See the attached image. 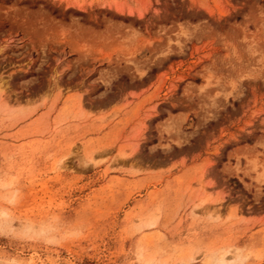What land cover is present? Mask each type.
Masks as SVG:
<instances>
[{
    "label": "rangeland",
    "instance_id": "obj_1",
    "mask_svg": "<svg viewBox=\"0 0 264 264\" xmlns=\"http://www.w3.org/2000/svg\"><path fill=\"white\" fill-rule=\"evenodd\" d=\"M0 264H264V0H0Z\"/></svg>",
    "mask_w": 264,
    "mask_h": 264
},
{
    "label": "trees",
    "instance_id": "obj_2",
    "mask_svg": "<svg viewBox=\"0 0 264 264\" xmlns=\"http://www.w3.org/2000/svg\"><path fill=\"white\" fill-rule=\"evenodd\" d=\"M237 187H241V184L238 181H235Z\"/></svg>",
    "mask_w": 264,
    "mask_h": 264
}]
</instances>
